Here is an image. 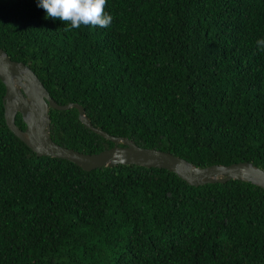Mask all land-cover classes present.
Masks as SVG:
<instances>
[{"label":"trees","instance_id":"trees-1","mask_svg":"<svg viewBox=\"0 0 264 264\" xmlns=\"http://www.w3.org/2000/svg\"><path fill=\"white\" fill-rule=\"evenodd\" d=\"M105 10L109 27L65 31L38 0H0V47L114 137L198 168L264 170V0H107ZM5 94L0 80V264H264L263 188L38 157L9 130ZM50 116L63 147H114L77 109ZM16 123L25 130L20 114Z\"/></svg>","mask_w":264,"mask_h":264},{"label":"water","instance_id":"water-1","mask_svg":"<svg viewBox=\"0 0 264 264\" xmlns=\"http://www.w3.org/2000/svg\"><path fill=\"white\" fill-rule=\"evenodd\" d=\"M0 80L6 87L5 121L9 130L38 157L67 160L85 172L119 165L165 169L190 186L226 184L231 180L251 183L264 189V170L248 162L230 166L198 168L185 159L156 149L141 148L126 137H114L96 128L84 108L76 103L58 104L38 76L23 62L13 61L0 47ZM77 109L80 121L92 132L111 141L114 147L98 154H85L57 144L52 139L51 110ZM22 116V130L16 123Z\"/></svg>","mask_w":264,"mask_h":264},{"label":"clouds","instance_id":"clouds-1","mask_svg":"<svg viewBox=\"0 0 264 264\" xmlns=\"http://www.w3.org/2000/svg\"><path fill=\"white\" fill-rule=\"evenodd\" d=\"M38 7L46 13V18L60 20L65 31L84 27L107 28L113 17L105 9L107 0H38ZM256 45L264 51V38L257 39Z\"/></svg>","mask_w":264,"mask_h":264}]
</instances>
